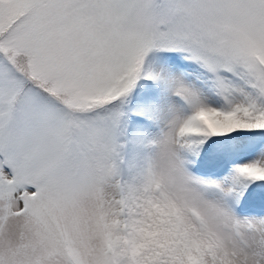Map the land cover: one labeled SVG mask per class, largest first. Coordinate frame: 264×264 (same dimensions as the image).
<instances>
[{"label":"snow or ice","instance_id":"snow-or-ice-1","mask_svg":"<svg viewBox=\"0 0 264 264\" xmlns=\"http://www.w3.org/2000/svg\"><path fill=\"white\" fill-rule=\"evenodd\" d=\"M0 264H264V0H0Z\"/></svg>","mask_w":264,"mask_h":264}]
</instances>
